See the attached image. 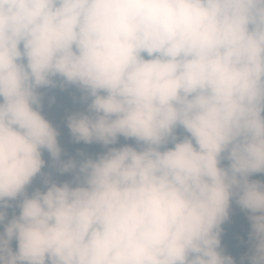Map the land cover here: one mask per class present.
Masks as SVG:
<instances>
[{
	"label": "clouds",
	"instance_id": "obj_1",
	"mask_svg": "<svg viewBox=\"0 0 264 264\" xmlns=\"http://www.w3.org/2000/svg\"><path fill=\"white\" fill-rule=\"evenodd\" d=\"M56 78L82 92L66 124L95 158L60 159L39 91ZM43 151L74 177L29 193ZM256 173L264 0H0V264H236L220 247L233 200L241 264H264Z\"/></svg>",
	"mask_w": 264,
	"mask_h": 264
},
{
	"label": "rangeland",
	"instance_id": "obj_2",
	"mask_svg": "<svg viewBox=\"0 0 264 264\" xmlns=\"http://www.w3.org/2000/svg\"><path fill=\"white\" fill-rule=\"evenodd\" d=\"M49 87V86H48ZM48 87H43L39 89V91L43 94L42 95V106L41 111L45 115L47 119L57 128L58 130V142L62 148L61 153V161L67 160L70 157L74 158L78 163L81 161V156L83 149L81 147V142H75L70 130L67 127L66 120L67 117L77 111H83L86 108V102L82 101V92L74 85H72V92L70 97L67 99V101L61 105V109L52 110L50 112L44 113L43 107L46 101V97L44 96V91ZM178 133L180 135H183L182 130L178 129ZM97 143V142H95ZM124 143H134L132 140H124L123 137H121L117 144L115 146H120ZM99 146V143H97ZM105 151V149H104ZM42 158L45 160V164L42 166L41 173H38L36 177L33 178L32 183L28 187L29 193H31L32 190H34L37 187H40L41 189H44L43 179L45 176H48L51 180L57 182V183H63L65 181H72L74 177V172H60L58 170V163L54 162L51 157H49L47 151L42 152ZM228 218H231L235 221V230L237 231L238 228L243 225L248 220V215L245 210H242L235 201L230 202L229 207V216ZM224 254L227 252V246H224L222 248ZM250 254V242L246 245V252L243 257H247ZM238 264H241V260ZM245 264H248V261L245 260Z\"/></svg>",
	"mask_w": 264,
	"mask_h": 264
},
{
	"label": "trees",
	"instance_id": "obj_3",
	"mask_svg": "<svg viewBox=\"0 0 264 264\" xmlns=\"http://www.w3.org/2000/svg\"><path fill=\"white\" fill-rule=\"evenodd\" d=\"M57 79V84L55 87L49 86L44 91V96L46 97V101L43 107V112L47 113L52 110L61 109V105H63L67 99L70 97L72 92V85H64L60 86L59 78ZM81 147L83 149L81 161L88 156L95 158L100 152L104 151L103 146H99L97 143H85L81 141ZM49 155V153H48ZM50 157V155H49ZM226 163V162H222ZM251 179H260L264 180V174L256 173L253 174ZM8 218H10L13 214H18L19 208L16 206L15 202L13 206L8 208ZM2 227V225H0ZM221 249L224 246H227V255H231L236 264L239 263L241 258L245 255L246 245L249 241V233L251 230V222L249 219L241 225L237 231L235 230V221L231 218H227L223 224L221 225ZM13 247L15 248V241H13Z\"/></svg>",
	"mask_w": 264,
	"mask_h": 264
}]
</instances>
